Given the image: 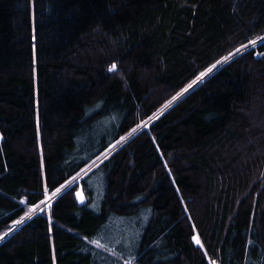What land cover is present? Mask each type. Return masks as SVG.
Segmentation results:
<instances>
[{"label": "trees", "instance_id": "trees-1", "mask_svg": "<svg viewBox=\"0 0 264 264\" xmlns=\"http://www.w3.org/2000/svg\"><path fill=\"white\" fill-rule=\"evenodd\" d=\"M0 264H264V0H0Z\"/></svg>", "mask_w": 264, "mask_h": 264}, {"label": "bare ground", "instance_id": "bare-ground-1", "mask_svg": "<svg viewBox=\"0 0 264 264\" xmlns=\"http://www.w3.org/2000/svg\"><path fill=\"white\" fill-rule=\"evenodd\" d=\"M178 98H179V97H178ZM92 166H94V164H93ZM92 166H90L88 169L86 168V169L80 174V176L84 175V174H85V173H86V172H87ZM77 179H79V177H77ZM70 184H71V183H70ZM67 186H69V184H68ZM67 186H65V188H66ZM79 187H81V185H79L78 188H79ZM78 188H77V189H78ZM77 189H76V190H77ZM83 189H84V188H83ZM76 190H75V192H76ZM84 191H85V190H84ZM85 193H86V192H85ZM86 195H87V194H86ZM52 198H53V195L47 194L46 200L43 201V202H41V204L37 207V209H36L35 212L40 211V210L43 209L44 207L48 206V204H50ZM75 198H76V195H75ZM195 237H198V238H199L198 234H196ZM199 240H200V238H199Z\"/></svg>", "mask_w": 264, "mask_h": 264}, {"label": "water", "instance_id": "water-1", "mask_svg": "<svg viewBox=\"0 0 264 264\" xmlns=\"http://www.w3.org/2000/svg\"><path fill=\"white\" fill-rule=\"evenodd\" d=\"M75 195L78 205L83 206L87 203L88 197L82 186L76 190Z\"/></svg>", "mask_w": 264, "mask_h": 264}, {"label": "snow or ice", "instance_id": "snow-or-ice-1", "mask_svg": "<svg viewBox=\"0 0 264 264\" xmlns=\"http://www.w3.org/2000/svg\"><path fill=\"white\" fill-rule=\"evenodd\" d=\"M227 59H228V57L225 58V60H227ZM213 67H215V65H213ZM115 69H116V65H112V69H110V70H115ZM209 71H211V69H209ZM204 75H206V74L205 73H202L201 74V77H203ZM189 87H191V85H189ZM185 91H187V89H185ZM133 131H135V129ZM193 239H194V241H195L196 244L200 245L201 242H200V240H199L198 237H194Z\"/></svg>", "mask_w": 264, "mask_h": 264}]
</instances>
